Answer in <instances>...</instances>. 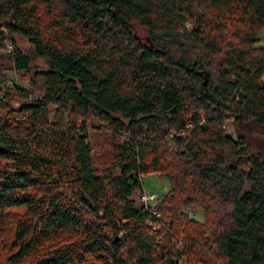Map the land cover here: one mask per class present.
Listing matches in <instances>:
<instances>
[{
  "label": "trees",
  "instance_id": "trees-1",
  "mask_svg": "<svg viewBox=\"0 0 264 264\" xmlns=\"http://www.w3.org/2000/svg\"><path fill=\"white\" fill-rule=\"evenodd\" d=\"M0 64V264H264V0H0Z\"/></svg>",
  "mask_w": 264,
  "mask_h": 264
},
{
  "label": "rangeland",
  "instance_id": "rangeland-1",
  "mask_svg": "<svg viewBox=\"0 0 264 264\" xmlns=\"http://www.w3.org/2000/svg\"><path fill=\"white\" fill-rule=\"evenodd\" d=\"M139 33L142 37L147 36V32L145 29L140 28ZM17 43L24 49H29L31 44L28 41L27 38L20 34H16ZM33 62L35 65H37L40 68H46L47 65L45 61L40 57H33ZM1 66V64H0ZM1 69V68H0ZM16 74V72H13V75ZM18 74V73H17ZM19 79L20 75L18 74ZM18 81V79H17ZM54 114V111H52L51 115ZM67 118H65V121ZM96 138L95 140V162L99 168H105V167H112L113 158L112 154H110L109 147L104 143L105 140L103 136L100 133L95 134ZM260 139H262V135H257ZM97 141V142H96ZM261 141V140H260ZM259 143V141H258ZM143 185L144 189L149 193H156V194H162L165 192L168 187L170 186L169 179L166 177L161 176L158 173H150L143 176ZM140 196V191H137L135 194V197L138 198ZM201 217H203V214H201Z\"/></svg>",
  "mask_w": 264,
  "mask_h": 264
},
{
  "label": "built area",
  "instance_id": "built-area-1",
  "mask_svg": "<svg viewBox=\"0 0 264 264\" xmlns=\"http://www.w3.org/2000/svg\"><path fill=\"white\" fill-rule=\"evenodd\" d=\"M8 48H9V49L12 48V46H11L10 43L8 44ZM157 196H158V195H157L156 193L145 192V193H143V195H142V200H143L145 203H148L149 200H151V199H156Z\"/></svg>",
  "mask_w": 264,
  "mask_h": 264
}]
</instances>
